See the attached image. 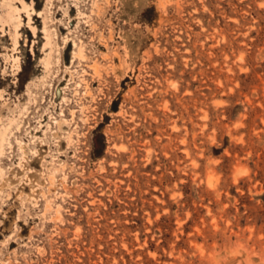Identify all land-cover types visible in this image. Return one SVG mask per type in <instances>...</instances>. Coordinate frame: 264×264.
Returning a JSON list of instances; mask_svg holds the SVG:
<instances>
[{"label":"rangeland","instance_id":"374dc122","mask_svg":"<svg viewBox=\"0 0 264 264\" xmlns=\"http://www.w3.org/2000/svg\"><path fill=\"white\" fill-rule=\"evenodd\" d=\"M11 111L0 264H264V0H0Z\"/></svg>","mask_w":264,"mask_h":264},{"label":"bare ground","instance_id":"6f19581e","mask_svg":"<svg viewBox=\"0 0 264 264\" xmlns=\"http://www.w3.org/2000/svg\"><path fill=\"white\" fill-rule=\"evenodd\" d=\"M20 1H22V0H20ZM4 3H6V4H9L8 2H5L4 1ZM24 3V2H23ZM23 5V4H22ZM25 8V7H24ZM93 8H95L96 9V12H97V10H99L100 9V6L98 5V4H95V3H93ZM15 10V9H14ZM26 12L28 13V11L26 10ZM80 14H82L81 12H80ZM16 25V24H15ZM16 27V26H15ZM16 29V28H15ZM46 30V29H45ZM16 31V30H15ZM46 32V31H45ZM16 34V33H15ZM48 34V33H47ZM54 34V33H53ZM16 36V35H15ZM46 38H47V36H46ZM67 38L68 37H64L63 39H64V41L66 42V40H67ZM49 39V38H48ZM68 40H69V38H68ZM80 41V40H79ZM74 43V44H73ZM72 44L74 45V49H73V51H72V60H71V63H72V65H71V67L74 65V63L77 61V62H80L81 60H83L84 58H85V54H84V50H83V44L81 43V42H79V43H77V42H73ZM50 56H51V54H50V52H49V54L47 55V58H46V56H45V61H43V64H44V67H45V74H44V76L42 77L43 79H44V77L45 76H47V74L50 72V69H51V67H50V64L52 63L51 62V60H50ZM82 62V61H81ZM97 66V65H96ZM95 65H93V66H91L92 68H93V72H92V74L93 75H96V76H99L100 74H99V72L97 71V67H96ZM71 67H66L65 69H64V71H68V72H71L70 71V68ZM75 71V70H74ZM83 71V70H82ZM92 71V70H91ZM86 73V74H88L86 71H83V73ZM71 75V74H70ZM71 77V76H70ZM41 78V79H42ZM78 78V77H77ZM79 80L78 81H76V82H74L73 81V83L76 85L75 87L77 88V87H80L81 85H82V82L84 81V79L83 78H78ZM85 82V81H84ZM68 84L69 83H67L64 87H63V94H62V96H61V99H60V101H61V103H63V104H65V105H68V103L70 102V101H72V100H70V98L69 97H67L66 96V94H65V91H66V88L68 87ZM85 84V83H84ZM57 88V87H56ZM75 88V89H76ZM83 90V89H82ZM55 91V90H54ZM84 93H83V95H89V96H92L91 95V92L90 91H88V89H87V84H85V87H84V91H83ZM78 93V91L77 90H75V94H77ZM82 94V93H81ZM29 96H30V94H29ZM82 96V95H81ZM30 98V97H29ZM52 99H53V97H52ZM52 102V101H51ZM81 103V102H80ZM52 104H54V102H52ZM77 104H78V102H77ZM80 107V106H79ZM85 107V106H84ZM84 107H81V109H80V111L82 112L83 111V109H84ZM71 109V108H70ZM24 110V109H23ZM69 111V110H68ZM11 116H7L6 118H5V121L4 122H2V121H0V122H2V124H1V127H0V156L1 155H3V153H4V151H5V147L7 146V149L9 148V149H11V142H10V135L12 134V131H11V127L13 126V125H15L16 126V128H17V130L19 129V125H20V120H19V122H18V116H19V118H20V116H21V118H23V117H25V113H24V111H19L18 112V116L16 117L14 114H13V111H11ZM70 117H71V120H73L74 119V117H75V111L74 110H70ZM60 117H59V119H54V123H55V125H56V131H53L52 132V130L47 126L46 127V130L45 131H43V138H44V136H46L47 134V132L46 131H50V132H52L51 133V135L50 136H54V137H56V138H58V139H60V138H63V140H65V142H66V144H67V146H70L71 144H72V142H73V138H72V133L73 132H70L71 131V129H70V131H66V130H64L63 128H64V126L65 125H68V120L65 118V115H64V112L63 111H60ZM1 120V119H0ZM82 120H84V119H82ZM71 123V122H70ZM48 124V123H47ZM15 128V129H16ZM13 130V129H12ZM40 137V136H39ZM39 137H36V135H34L33 137H31V142H34V141H37L38 140V138ZM18 138V137H17ZM74 140H76V139H74ZM15 141H16V143H17V147H18V149L20 150V159H19V164H21V170L23 169V167H22V161L23 160H25L26 159V143L24 142V141H22V140H20V139H15ZM58 143V149H60L59 148V146H60V143H59V140L57 141ZM43 142H41V144H42ZM114 145V144H113ZM33 149V148H32ZM37 149V148H36ZM36 152V151H35ZM24 164V163H23ZM25 165V164H24ZM23 165V166H24ZM57 165H59L60 167H63V164H61V163H58ZM58 170V168L57 167H53L52 169H51V171H50V173L48 174V176H46L47 177V179H48V182H47V184L48 185H51L52 183H54V181H55V172ZM29 171V170H28ZM28 171H27V173H28ZM4 175H5V171L2 169V168H0V178H2V179H4ZM17 176V175H16ZM18 176H20V175H18ZM23 176V175H22ZM27 177H28V175H27ZM62 179L64 180L65 179V176H63L62 177ZM29 180V179H28ZM7 181H9V178L8 179H6V180H4V182H3V185L5 186V184H7ZM11 181H13V180H11ZM11 181H9V182H11ZM34 181V182H33ZM8 182V184H10ZM32 182H33V185H35L36 187H40V184L36 181V179L35 180H32ZM12 183V182H11ZM30 183H31V181H30ZM8 186V185H7ZM42 189H43V187H42ZM46 190V189H45ZM47 192H50V190L47 188V190H46ZM22 192H20V195H22L21 194ZM41 196L44 198V211H49V210H53V211H55V212H58V210H59V206L58 205H53V202L50 200V199H47L46 197H45V193L41 190ZM31 196H28V199L30 198ZM61 208V207H60ZM54 216H55V213H54ZM55 218H56V216H55Z\"/></svg>","mask_w":264,"mask_h":264}]
</instances>
